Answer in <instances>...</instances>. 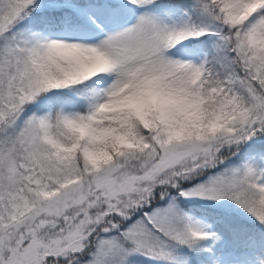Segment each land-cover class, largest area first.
<instances>
[{
    "label": "snow or ice",
    "instance_id": "snow-or-ice-1",
    "mask_svg": "<svg viewBox=\"0 0 264 264\" xmlns=\"http://www.w3.org/2000/svg\"><path fill=\"white\" fill-rule=\"evenodd\" d=\"M0 264H264V0H0Z\"/></svg>",
    "mask_w": 264,
    "mask_h": 264
}]
</instances>
